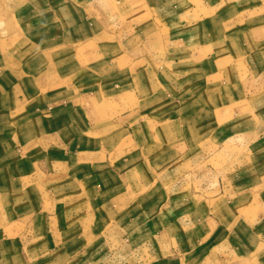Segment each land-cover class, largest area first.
Returning a JSON list of instances; mask_svg holds the SVG:
<instances>
[{
	"label": "crops",
	"instance_id": "obj_1",
	"mask_svg": "<svg viewBox=\"0 0 264 264\" xmlns=\"http://www.w3.org/2000/svg\"><path fill=\"white\" fill-rule=\"evenodd\" d=\"M0 264H264V0H0Z\"/></svg>",
	"mask_w": 264,
	"mask_h": 264
}]
</instances>
